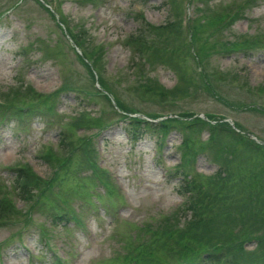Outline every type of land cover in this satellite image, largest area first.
<instances>
[{
    "label": "rangeland",
    "instance_id": "374dc122",
    "mask_svg": "<svg viewBox=\"0 0 264 264\" xmlns=\"http://www.w3.org/2000/svg\"><path fill=\"white\" fill-rule=\"evenodd\" d=\"M47 2H51L58 18L51 17L35 0H0L2 110L15 109L10 99L17 86L29 85L41 93L55 90L53 99L59 98L53 111L42 101L46 110L41 118L22 116L24 127L19 134L9 127L0 130V194L1 186H5L14 195L17 209L22 212L29 208V203H23L13 190L12 178L5 168L27 163L25 167L51 178L56 172L37 155L45 149L54 151L56 130L76 129L75 135L83 130L77 127L80 124L90 128L93 138L97 136L99 164L112 172V182L126 200L120 201L116 191L105 194L99 187L102 194L98 203L90 204L84 193L87 189L83 192L63 188L62 202L79 207L83 227L73 222L62 226L51 223L34 208L32 219L44 225L53 248L49 250L39 243L35 225L0 224V264L25 263L26 251L42 257L39 264H52L50 256L54 254L68 264H86L98 254L101 255L92 264H135L134 252L139 246L134 238L139 239V244H149L140 250H149L147 259L176 264L180 257L164 252L163 245L172 240L165 234L189 225L193 211L188 206L202 194L199 191H205L202 196L210 202L211 210L198 209L207 215H198V224L188 228L208 230L214 238H226V233L234 230L248 233L251 229L262 233L256 236H264V224H260L264 217L236 214L252 212L250 206L257 208L255 203L241 201L242 191L248 187L231 186L252 174L260 181L264 172L258 173L264 171V159H250L228 131L233 127L224 121L264 140V50L260 49L264 48V0ZM228 12L236 16L228 20L232 15ZM210 18H219L220 26H211ZM76 34L85 53L95 59L97 68L93 71L99 73L102 85L114 90L120 104H126L132 113L155 116L158 121L176 116L155 128L154 135L160 136L158 146H154L153 136L131 142L116 128L98 132L116 114H111L110 101L96 91L91 83L94 75L90 76L66 37L74 39ZM252 36L261 43L243 48L239 39ZM230 44L240 48L233 49L235 46ZM251 104L259 110H249ZM202 114L213 116L218 123L193 127L195 115ZM219 148L233 159L228 165L233 177L226 181L224 185H229L225 188L211 177L214 153ZM175 173H181L182 179L173 176ZM40 183L43 182L39 181L38 186ZM49 196L44 194V199ZM49 229L54 230V235ZM19 236L26 251L7 246L10 240L17 242ZM210 236L193 240L209 243ZM245 242L240 262L264 264V250L254 258L250 251L256 242ZM128 254L132 260L127 261Z\"/></svg>",
    "mask_w": 264,
    "mask_h": 264
},
{
    "label": "trees",
    "instance_id": "16d2710c",
    "mask_svg": "<svg viewBox=\"0 0 264 264\" xmlns=\"http://www.w3.org/2000/svg\"><path fill=\"white\" fill-rule=\"evenodd\" d=\"M220 22V19H212L210 18L209 24L215 25ZM74 41L77 45L83 48V45L80 41H82L79 36L74 35ZM253 40H250L249 43L253 44ZM245 43H248L245 41ZM81 48V49H82ZM87 53L90 52L87 50ZM82 54L90 59V66L92 68L96 67L95 59L90 58L82 49ZM77 58L82 62L81 58L77 56ZM83 63V62H82ZM84 64V63H83ZM86 66V64H84ZM87 68V66H86ZM204 82L206 83V79L204 78ZM87 88H85V91ZM53 95L48 97L43 96L33 90L29 85L28 86H17L15 90L12 92V98L10 102L15 105V109L12 111L2 110L5 105H0V125H9L13 120L20 122L22 116H31L36 115L37 117L43 116V111L46 110L45 106H42L44 101L45 105L47 104L48 110L54 109V100ZM48 100V103H47ZM41 102V103H40ZM2 107V108H1ZM258 111L259 109L253 108ZM41 118V117H40ZM45 121V120H43ZM17 123V122H16ZM194 125H204V121L201 119H195ZM129 124L134 127V130L129 129V134L133 137L138 136L140 132H146L148 130H152L158 125L164 126V123H159L154 126L149 122L140 121L137 119H130ZM129 125V127H130ZM217 126H222L218 124ZM237 142L247 151L248 157L250 159H254L256 157H263L260 155V152H263L261 146L257 147L250 141H243L241 137L238 136L236 139ZM59 149L62 151V155L59 157L52 151L49 150L42 157L45 161H49L54 163L56 170H58L59 176H68L64 179L63 182H54L52 180L46 181L41 186H38V179L32 174L31 170L28 168H13L9 169L8 173L12 177L11 186L14 191L17 192L19 197L24 201L29 203L28 210H33L34 208L38 209L42 212L44 216L55 218L65 214L67 209V204L62 202V189L63 188H78V189H87L88 186H84L94 181L91 174H86L88 167L84 162V157L87 155H94V152L90 146L92 153L88 151H82L86 149V147H82L79 151H76L77 148H81L79 145L81 144V140L78 138L72 139V137L68 134L59 135ZM245 142V143H241ZM245 144H248L247 148ZM79 153V161L75 162V154ZM216 158L223 169H218L216 176H222L221 172L224 173V180H218L217 183L219 185L225 184L227 180L226 176L233 177L232 172L230 171L228 165L233 162L232 158H227L223 155H216ZM215 173V174H216ZM214 174V175H215ZM254 174L250 175L249 178L243 180L240 178L239 181H245L241 184L246 185L248 189L243 190L241 201L252 204L255 203L256 206L262 207V210L258 209L255 211V207H251L252 212L247 213H236L237 215L244 216H258L264 217V176H262L261 180L257 181L253 179ZM60 183V184H59ZM205 191H199L201 195L197 196V198L193 199L192 205L188 206L190 211H193V217L189 222V225L186 227L175 228L165 234L170 240L169 243H165L163 245L164 252L172 253V256L178 255L180 260L176 264H242L240 260L242 258L243 251V243L247 240H255L256 247L253 251H250V255L254 254V258L259 257L261 252L264 250L263 243L264 236H256V234H262L254 229H251V232L242 233L237 231H232L230 233H226V238L219 237H211L208 233V230H196L194 228H188L190 226L198 224V219L201 218L198 215L205 217L207 215L206 211L197 212L200 208L208 207L211 210V206L209 205V201L205 199L203 195ZM50 194L49 199H44V194ZM17 195V196H18ZM39 199L42 201L39 202ZM262 202V204H260ZM248 215V216H247ZM197 218V219H195ZM6 220H12L16 222L20 220L23 225H27L29 223L28 217L25 212H21L15 210L10 203L4 198H0V224L6 225ZM245 221V219H244ZM260 224H264V220L260 222ZM252 226V224L250 225ZM180 229V230H179ZM264 235V234H263ZM210 242L207 243L202 240H193L195 238L203 239L208 237ZM139 246L135 250V255H137L134 259L135 264H162L158 261L147 259L146 256L149 253V250L144 251V249L140 252L141 248H145L149 245L147 242L143 244L137 243ZM154 247V246H153ZM131 254L126 255V259H131ZM258 255V256H257ZM127 259V261H128ZM166 264V263H164ZM175 264V263H173ZM245 264H252L248 261Z\"/></svg>",
    "mask_w": 264,
    "mask_h": 264
}]
</instances>
